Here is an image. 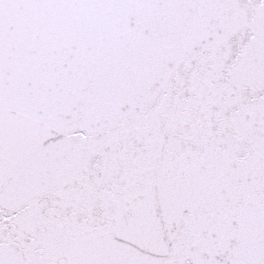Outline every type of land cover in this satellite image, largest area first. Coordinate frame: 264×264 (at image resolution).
<instances>
[{
    "label": "snow or ice",
    "instance_id": "1",
    "mask_svg": "<svg viewBox=\"0 0 264 264\" xmlns=\"http://www.w3.org/2000/svg\"><path fill=\"white\" fill-rule=\"evenodd\" d=\"M0 264H264V0H0Z\"/></svg>",
    "mask_w": 264,
    "mask_h": 264
}]
</instances>
